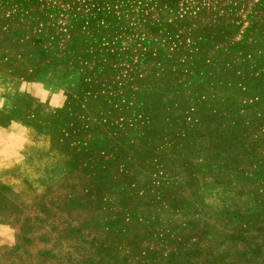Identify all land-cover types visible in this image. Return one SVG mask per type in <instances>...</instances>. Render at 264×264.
I'll return each instance as SVG.
<instances>
[{"label":"rangeland","instance_id":"374dc122","mask_svg":"<svg viewBox=\"0 0 264 264\" xmlns=\"http://www.w3.org/2000/svg\"><path fill=\"white\" fill-rule=\"evenodd\" d=\"M0 264H264V0H0Z\"/></svg>","mask_w":264,"mask_h":264}]
</instances>
